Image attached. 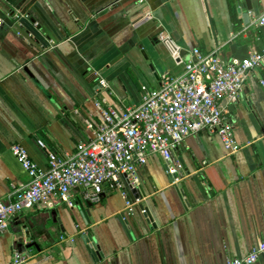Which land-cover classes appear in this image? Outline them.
Returning a JSON list of instances; mask_svg holds the SVG:
<instances>
[{
	"label": "crops",
	"instance_id": "crops-1",
	"mask_svg": "<svg viewBox=\"0 0 264 264\" xmlns=\"http://www.w3.org/2000/svg\"><path fill=\"white\" fill-rule=\"evenodd\" d=\"M0 0V200L29 176L11 152L22 145L38 168L48 151L71 152L101 122L100 93L116 107L140 102L142 87L184 71L193 48L223 63L264 49V0ZM22 14H27L29 18ZM15 15H19L16 18ZM264 60L236 101L221 105L239 149L229 153L208 130L173 152V184L156 155L126 191L105 187L99 201L39 204L0 234V264H226L264 240ZM42 140L46 148H41ZM82 202L89 214L76 215ZM89 204V206H88ZM95 240L103 257L87 247ZM254 264H264L260 256Z\"/></svg>",
	"mask_w": 264,
	"mask_h": 264
},
{
	"label": "built area",
	"instance_id": "built-area-1",
	"mask_svg": "<svg viewBox=\"0 0 264 264\" xmlns=\"http://www.w3.org/2000/svg\"><path fill=\"white\" fill-rule=\"evenodd\" d=\"M258 23L264 24V16ZM263 60L264 49L223 63L216 52L203 53L193 48L181 75L162 76L156 88L142 87L140 102L124 107L113 106L101 97L107 83L100 78L93 102L101 122L90 139L62 155L48 151L46 170L38 168L22 145L11 146L29 181L22 186L11 183L8 200H0V234L8 230L15 216L36 205L70 204L75 192L87 201L96 202L105 187L121 191L127 213L133 214L134 203L126 188L138 184V168L146 164L149 156L156 155L172 183H179L182 164L173 152L186 136L201 130L216 133L229 153L237 151L240 147L221 101L224 98L236 101L248 75ZM260 85L264 88V78ZM37 144L46 148L42 140H37ZM262 255L264 240L242 257L227 258L226 264H254ZM27 260L26 254L15 250L8 264H26Z\"/></svg>",
	"mask_w": 264,
	"mask_h": 264
},
{
	"label": "water",
	"instance_id": "water-1",
	"mask_svg": "<svg viewBox=\"0 0 264 264\" xmlns=\"http://www.w3.org/2000/svg\"><path fill=\"white\" fill-rule=\"evenodd\" d=\"M246 3H247V7L251 9L249 0H246ZM77 211L78 212H75L76 215H81L86 217L89 214V211L84 207L82 202L77 204ZM83 238L85 240V243L87 244V247L89 248V250L92 251V253H94L96 256L103 257V252L101 250V247L98 245V243H96L95 240H91L86 234L83 235Z\"/></svg>",
	"mask_w": 264,
	"mask_h": 264
}]
</instances>
